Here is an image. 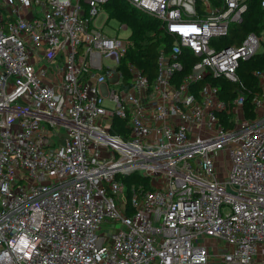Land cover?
<instances>
[{
  "label": "built area",
  "instance_id": "built-area-1",
  "mask_svg": "<svg viewBox=\"0 0 264 264\" xmlns=\"http://www.w3.org/2000/svg\"><path fill=\"white\" fill-rule=\"evenodd\" d=\"M124 1L171 38L153 80L126 83L109 0H0V264H255L264 23L239 45L247 0Z\"/></svg>",
  "mask_w": 264,
  "mask_h": 264
},
{
  "label": "trees",
  "instance_id": "trees-1",
  "mask_svg": "<svg viewBox=\"0 0 264 264\" xmlns=\"http://www.w3.org/2000/svg\"><path fill=\"white\" fill-rule=\"evenodd\" d=\"M247 1L249 11L243 24L232 30L233 42L239 45L248 34L255 33L260 35L263 31L264 10L261 7V0ZM106 9L110 14L111 20H116L120 25H126L131 29V35L128 39L130 46L121 63L126 83L130 82L129 64L136 65L153 80L156 76L159 50L161 48L169 50L172 46L171 38L164 32L158 21L140 14L128 4L119 3L117 0H109ZM254 70L264 71V54L243 63L239 69L242 81L253 89L256 88V82L252 76ZM221 85L228 88V90H221V97L223 99L231 100L238 96L237 90H234V86L225 83ZM245 110L248 112V117H253L251 112V97H247L246 99ZM116 121L118 122L119 120ZM131 183L132 181L129 182V184Z\"/></svg>",
  "mask_w": 264,
  "mask_h": 264
},
{
  "label": "rangeland",
  "instance_id": "rangeland-1",
  "mask_svg": "<svg viewBox=\"0 0 264 264\" xmlns=\"http://www.w3.org/2000/svg\"><path fill=\"white\" fill-rule=\"evenodd\" d=\"M117 1L119 3H122V4H127L124 0H117ZM100 22H102V20ZM106 32L110 33L113 36L118 34L121 39H125V40L129 39V37L131 35V29L130 28L122 29V27L120 26V23L116 20H111L109 22ZM112 87H114V86L112 85ZM229 118L234 119L235 116H231ZM218 166H219L220 173L223 176H225L226 170H229V168H230V165L228 164L227 155L225 153L220 154L219 160H218ZM124 198L127 200L126 194L124 195ZM208 244L210 246H213L214 255H219L222 252V246L217 241L209 240ZM215 262H216V264L221 263V261L219 259H216Z\"/></svg>",
  "mask_w": 264,
  "mask_h": 264
},
{
  "label": "crops",
  "instance_id": "crops-1",
  "mask_svg": "<svg viewBox=\"0 0 264 264\" xmlns=\"http://www.w3.org/2000/svg\"><path fill=\"white\" fill-rule=\"evenodd\" d=\"M255 264H264V253L258 255Z\"/></svg>",
  "mask_w": 264,
  "mask_h": 264
}]
</instances>
